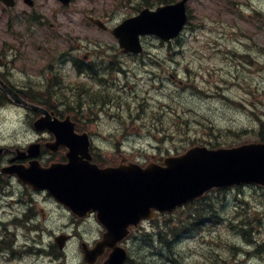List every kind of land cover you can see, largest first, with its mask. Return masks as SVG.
Segmentation results:
<instances>
[{
    "label": "rangeland",
    "instance_id": "374dc122",
    "mask_svg": "<svg viewBox=\"0 0 264 264\" xmlns=\"http://www.w3.org/2000/svg\"><path fill=\"white\" fill-rule=\"evenodd\" d=\"M78 1L83 15L112 14L113 23L136 15L145 5L143 0ZM155 3L149 0L150 6ZM188 7L189 24L179 43L146 39L145 48L152 56L144 57V62L135 61L138 67L131 63L129 133L125 139L116 135L95 137L98 146L111 149L100 153L103 158L109 156L110 162L120 161L113 151L117 145H131L128 148L131 157L149 163L185 152L196 143L233 146L260 139L261 121L264 122V0H190ZM50 8L55 9V4L51 2ZM73 10L66 15H73L72 20L77 22L79 16ZM60 22L65 24L61 25L62 31L65 26L74 30L77 24L62 16L49 24ZM84 32L96 42L117 46L111 34L92 29ZM12 35L0 21V49L13 47ZM38 46L36 43L25 48ZM40 65L35 64L36 69ZM151 71L157 72L156 78ZM137 92L140 96L135 99ZM4 115L5 118H0V144L25 145L32 141L35 135L25 111L7 110ZM223 195V202L219 195L211 196L210 200L224 221L217 227H205L204 232L181 234L173 248L177 262L154 257V253L162 250L155 249L153 253L147 249L136 231V238L130 243L135 259L132 264H140L142 256L147 258V264H264V253L256 252L257 246L264 243V189L233 188ZM241 214L259 220L256 226L247 223L253 245L231 227ZM185 216L186 213L176 212L168 217ZM153 226L146 223V231L151 232ZM91 227L95 232V226ZM45 241L49 239L45 237ZM78 251L74 242L67 249L66 262L36 258L33 264H84Z\"/></svg>",
    "mask_w": 264,
    "mask_h": 264
},
{
    "label": "water",
    "instance_id": "95a60500",
    "mask_svg": "<svg viewBox=\"0 0 264 264\" xmlns=\"http://www.w3.org/2000/svg\"><path fill=\"white\" fill-rule=\"evenodd\" d=\"M2 1L12 4V0ZM186 2L160 7L154 12L144 10L138 17L125 21L113 34L122 48L135 53L142 51L140 36L153 34L170 41L187 23ZM14 97L25 104L18 95ZM35 127L55 135L53 148L68 149L69 164L50 168L34 164L27 169L12 168L10 173L38 190H48L80 216L91 210L98 212V219L108 233L96 245L94 253L88 254L84 248L89 264H94L107 248L112 252L104 264H123L127 254L118 244L129 235L131 225L156 216L152 208L171 212L214 188L241 184L264 186V144L215 151L197 147L185 155L166 159V167L151 164L142 169L131 164L100 169L89 163L92 158L88 153V137L75 135L70 122L59 121L46 113Z\"/></svg>",
    "mask_w": 264,
    "mask_h": 264
},
{
    "label": "flooded vegetation",
    "instance_id": "af4514ba",
    "mask_svg": "<svg viewBox=\"0 0 264 264\" xmlns=\"http://www.w3.org/2000/svg\"><path fill=\"white\" fill-rule=\"evenodd\" d=\"M30 7L24 0H16V7L4 9L7 16L16 20H24L26 17L37 18L39 25H33L28 31L33 38L36 34L44 33L46 30L47 16L54 13L50 8V3L58 4V12L64 14L66 9L61 7L57 0H32ZM76 2V0H74ZM76 5V4H75ZM79 9V8H77ZM107 20L108 17L103 18ZM53 31H58L61 26L51 25ZM78 32L75 54L68 55V64L76 73V84L74 92L65 91L58 63L64 56V49L38 48V49H0V86L6 84L12 89L23 90L27 96L38 105L47 109L54 116L63 119L69 113L65 111L66 100H73L76 103L77 113L74 120L77 123L78 133H89L93 135L89 124L91 114L98 111V117H108L114 122H118L114 132L123 134L126 132L125 116L129 112L127 99H129V60L131 57L124 54L117 48L92 49L83 38V26L78 22L76 25ZM59 33V31L57 32ZM86 42V43H85ZM28 52H39L38 58ZM41 63L40 68L34 69L32 74L26 70L17 68V65L27 67V64ZM49 63V65H48ZM43 67L45 69H43ZM18 73L22 75L19 80ZM73 95L72 98H67ZM0 97V103L2 104ZM66 99V100H65ZM7 105L11 103L9 99ZM40 103V104H39ZM1 106V105H0ZM3 109L0 108V115ZM30 120L35 121L41 117L36 112L27 113ZM97 117L92 121H96ZM36 143L42 144L38 156L39 161L44 166L52 163L66 162V150L59 149L50 151L46 149L44 143L52 142L53 136L48 133L36 135ZM28 146L9 145L3 147L0 153V264H20L19 259L26 261V257L33 256L36 245V236L49 235L53 233H66L72 226L80 227L83 224L91 223L96 219L94 214H90L86 219L70 213L63 204L53 198L48 191H37L33 187L24 184L15 176H6L3 169L11 165H29L32 158L26 153ZM18 150L23 154L22 159H17ZM95 152V150H94ZM95 158V156H94ZM69 215L68 221H66ZM96 234H88L85 239L82 234L74 233L71 241L77 240V245H82L84 241L95 244L104 233V229L98 224ZM51 244H49L50 247ZM49 254V251L46 252Z\"/></svg>",
    "mask_w": 264,
    "mask_h": 264
},
{
    "label": "trees",
    "instance_id": "16d2710c",
    "mask_svg": "<svg viewBox=\"0 0 264 264\" xmlns=\"http://www.w3.org/2000/svg\"><path fill=\"white\" fill-rule=\"evenodd\" d=\"M170 1L171 0H162V2L164 3H170ZM261 140L264 141V136H261ZM205 198L203 199L204 201L206 200ZM208 208L209 209L211 208V204L204 202L200 207L194 208L188 211L187 217L190 219L188 222L189 226H194L198 223L200 224L204 223V218L206 217L207 211L209 210ZM211 213L213 212L211 211ZM211 218L215 219L216 217L212 215ZM165 225L168 227L162 228L161 231L158 232L156 235H148L149 242L150 243H152L153 241L159 242V244L163 245L165 248H170L171 247L170 245L173 243L172 240H173L175 233L173 232L174 229L171 228V225H172L171 221L166 222ZM169 229L171 230L170 233H169ZM240 229L244 230V228L242 227ZM244 232L246 231H243V233Z\"/></svg>",
    "mask_w": 264,
    "mask_h": 264
},
{
    "label": "clouds",
    "instance_id": "9594fccd",
    "mask_svg": "<svg viewBox=\"0 0 264 264\" xmlns=\"http://www.w3.org/2000/svg\"><path fill=\"white\" fill-rule=\"evenodd\" d=\"M31 139H32L33 142L35 141V137H33ZM97 144H99V141H97Z\"/></svg>",
    "mask_w": 264,
    "mask_h": 264
}]
</instances>
